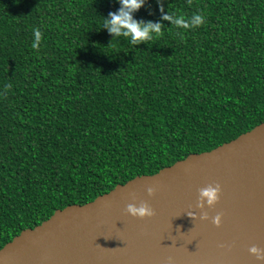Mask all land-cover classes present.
Wrapping results in <instances>:
<instances>
[{
    "label": "trees",
    "instance_id": "1",
    "mask_svg": "<svg viewBox=\"0 0 264 264\" xmlns=\"http://www.w3.org/2000/svg\"><path fill=\"white\" fill-rule=\"evenodd\" d=\"M120 7L0 0V249L264 122V0H144L161 32L136 45L102 27Z\"/></svg>",
    "mask_w": 264,
    "mask_h": 264
},
{
    "label": "water",
    "instance_id": "2",
    "mask_svg": "<svg viewBox=\"0 0 264 264\" xmlns=\"http://www.w3.org/2000/svg\"><path fill=\"white\" fill-rule=\"evenodd\" d=\"M209 185L220 187L213 206L200 196ZM142 203L152 216L127 213ZM0 264H264V122L55 210L7 242Z\"/></svg>",
    "mask_w": 264,
    "mask_h": 264
},
{
    "label": "clouds",
    "instance_id": "3",
    "mask_svg": "<svg viewBox=\"0 0 264 264\" xmlns=\"http://www.w3.org/2000/svg\"><path fill=\"white\" fill-rule=\"evenodd\" d=\"M121 7L116 12H110L107 17L103 19V28H105L113 37H127L129 42L133 45L148 41L152 39L153 34H159L161 32V24L159 22H142L134 18L133 13L137 11L144 3V0H119ZM172 19V18H170ZM203 16L195 14L190 22L184 20L182 17H175L173 24L178 26L188 27L189 23L192 26L199 25L203 22ZM40 40V33H35V39L33 47H38ZM151 192L152 188L147 189ZM220 187L219 185H209L203 188L200 192L201 198L209 206H213L219 198ZM127 213L132 216L146 217L152 216L153 210L147 203H142L139 206L128 204ZM221 217L219 214L212 218L214 224H219ZM250 251L257 252V248L252 246Z\"/></svg>",
    "mask_w": 264,
    "mask_h": 264
}]
</instances>
